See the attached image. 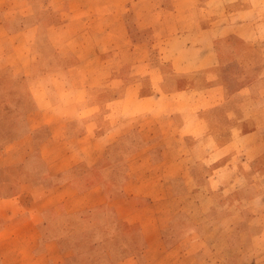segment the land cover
<instances>
[{"label":"rangeland","instance_id":"obj_1","mask_svg":"<svg viewBox=\"0 0 264 264\" xmlns=\"http://www.w3.org/2000/svg\"><path fill=\"white\" fill-rule=\"evenodd\" d=\"M122 1L117 18L116 12L103 16L107 9L99 12L90 9L86 16V0H79L72 7L69 0H42L37 7H30L33 0H8L4 11L8 24L5 29L11 35L16 34L20 41H14L18 50L5 63L32 66V70L37 72L26 73L27 77L36 73L37 76L32 78L44 84L43 92L53 86L59 94L57 99L71 106L75 100L86 102L87 99L84 87L86 73L75 71L76 67L98 63V58L90 59L86 54L88 49H94L101 42L99 39V42L94 41L92 37L86 39V32H96V29L98 31L117 19L127 22L122 30L124 38L117 37V43L103 41V46L101 44V49L104 47L105 50V64L123 77L120 69H125L130 60L126 53L136 48L139 43L136 44V41L155 36V42L143 48L145 52H152V60H159L162 64L153 73L155 76L152 74L153 80L163 83L167 71L165 76L171 77L169 81L173 85L169 98L181 103L169 104L161 98L151 102V110L155 107L171 112L181 124L186 120V130L193 135L186 138L188 144L197 141L200 136L204 137L208 156L198 162L187 156L184 164L187 176L190 175L187 190L192 197L208 202L203 206L204 213L208 209L206 217H203L206 222L200 225L197 233L199 230L203 233L205 228L212 229L213 233L209 237L211 245L204 241L195 248L186 238L193 228L189 219L182 216L181 221L167 231V242L170 247L173 246L172 253L179 259L172 258L171 263H167L166 258H160L156 264H237L238 258H246L252 264H264L259 219L248 223L249 212L245 211L248 209L242 211L240 205L244 202L238 201L240 196L252 191L245 179L246 173L251 171L250 163L254 160L264 162V0H151L143 5L139 0ZM137 14L143 18L156 17L157 21L164 19V23L166 18L179 17L181 25L171 21L172 25L165 27L161 33L158 30L145 33V29L140 31L141 27L136 23ZM72 18L76 23L68 27ZM178 35H181L179 40ZM118 50L121 51L119 55ZM124 50L126 53L123 55ZM212 63L215 65L204 67ZM188 64L190 67H187ZM136 70L137 67L134 72ZM7 75L0 72V79H6ZM13 75L16 76L7 80L14 82L12 86L16 87L24 72ZM138 76L141 75L137 73L136 78ZM143 76L146 78V74ZM136 78L133 76L123 81H136ZM110 79L107 86L113 82ZM176 84L184 90H174ZM122 86L124 84L107 92L116 91L117 96H122ZM29 96L27 103L19 109L13 104L10 107L11 126L15 125V112L20 111L22 115L40 108L30 101ZM3 108L1 116L5 114ZM41 108L43 112L56 111V106L52 104H43ZM116 108L119 111L124 105L119 103ZM95 110L98 111L97 108ZM123 110L125 114H133L138 107ZM15 139L17 136H6L1 138V143ZM132 142L133 146L141 145V140L135 136ZM185 154L189 155L186 149ZM257 176L263 182L260 192L264 194V177ZM123 183L122 179L115 187L120 189ZM251 194L259 196V191ZM257 201L252 203L254 210L259 207ZM107 210V207L99 208L98 216L90 223L86 221V212L73 217H51L54 234L61 236L64 249L74 252L73 264H86L92 260H100L102 264H119L128 255L141 253L142 240L138 228L115 224L112 218L108 220L103 217ZM232 212L235 214L230 215ZM113 229L116 231L112 232ZM130 242L139 243V247L124 246ZM241 243L245 246L240 247Z\"/></svg>","mask_w":264,"mask_h":264},{"label":"crops","instance_id":"obj_2","mask_svg":"<svg viewBox=\"0 0 264 264\" xmlns=\"http://www.w3.org/2000/svg\"><path fill=\"white\" fill-rule=\"evenodd\" d=\"M77 1L69 0L70 6H75ZM147 1L151 0L138 2L143 5ZM122 2L86 0V16L91 12L90 9H94V12L107 9L103 16L116 12L118 18ZM39 3L42 0H33L30 7H37ZM7 4L8 0H0V72L8 74L6 79H0V112L2 106L5 112L2 116L0 113V264H73L74 252L64 249L61 236L54 234L51 217H73L86 212V221L90 223L98 216L97 210L101 207L108 209L103 217L108 220L112 218L115 224L123 223L128 228L137 227L141 236V253L128 255L119 264H156L160 258H166L167 263H171L172 258L179 259L173 255V246L170 247L167 242V231L172 230V225L180 222L182 216L189 219L193 228L186 238L195 248L204 241L210 243L212 229L205 228L203 233V230L197 233L200 225L206 222L203 217H206L208 209L204 213L203 206L208 202L192 197L187 190L190 175L187 176L184 164L187 156L196 162L208 156L204 148L205 139L200 136L204 140L198 137L197 141L188 144L186 138L193 135L186 130V120H182L184 124H181L171 112L155 107L151 110V102L161 98L169 104L181 103L169 98L173 85L171 77L165 76L167 71L163 83L153 80V73L162 64L159 60H152V52H145L143 48L155 42L156 37L140 39L135 42H139L136 48H131L129 53L123 51V55L126 53L130 56L125 69H120L123 77L112 72L111 68H114L105 64V50L104 47L101 49V44L103 41L117 43V37L124 38L122 30L127 22L117 19L98 31L96 29V32H86V39L92 37L94 41L99 39L101 42L94 49H88L86 54L87 58H98V63L76 67L75 71L86 73L84 87L87 99L86 102L75 100L69 106L57 99L59 94L53 86L43 92L44 84L32 78L37 76L36 73L27 77L26 73L37 72L32 70V66L5 63L18 50L14 41L19 40L16 34L11 35L5 29L8 26L4 13ZM137 16L136 23L141 27L140 31L145 29V33L152 30L161 33L165 27L172 25L171 21L181 25L179 17L166 18L164 23V19L157 21L153 16ZM73 23H76L75 18L71 19L68 27ZM120 52L118 50L117 55ZM214 65L212 63L204 67ZM21 71L24 72L22 80L13 87L15 83L7 78L15 77L13 74ZM137 73L141 76L136 78ZM148 74L151 76L149 79ZM133 76L136 81L130 79L124 82ZM109 79L113 84L107 86ZM121 84H124L122 96H117L116 91L107 92ZM174 90L184 88L176 84ZM27 95L40 108L22 115L20 111L15 112V125L11 126L10 107L13 104L19 109L27 103ZM119 103L124 108L118 111L114 107ZM43 104L55 105L56 111L43 112ZM132 107H138V111L134 110L133 114L122 112ZM11 135L17 136V139L1 143V138ZM134 136L141 140L140 146H133ZM185 149L189 155L185 154ZM261 162L254 160L250 163L251 171L246 173L245 179L252 191L240 196L238 201L244 202L240 203L242 211L248 209L245 210L249 212L248 223L259 219V239L263 245L264 194L260 192L263 182L257 176L264 177V162ZM122 179L124 183L117 189L115 186ZM256 190L259 196L251 194ZM256 201L259 207L254 210L252 203ZM234 214L232 212L230 215ZM131 245L139 247L136 242L124 246L129 248ZM242 246H245L244 243H241ZM249 261L238 258L237 264H252ZM86 264L102 262L92 260Z\"/></svg>","mask_w":264,"mask_h":264}]
</instances>
